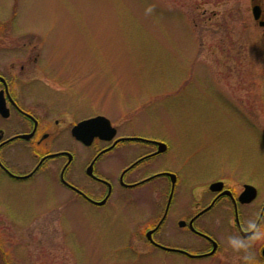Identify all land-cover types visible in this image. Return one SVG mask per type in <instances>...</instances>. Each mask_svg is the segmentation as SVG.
<instances>
[{"label":"rangeland","instance_id":"1","mask_svg":"<svg viewBox=\"0 0 264 264\" xmlns=\"http://www.w3.org/2000/svg\"><path fill=\"white\" fill-rule=\"evenodd\" d=\"M250 5L0 0V19L12 16L16 30L34 32L57 47L54 60L64 58L62 84L45 78L50 85L41 82L31 90L35 96L64 105L70 117L103 113L121 134L168 144L145 172L178 169L195 183L247 180L264 195V29ZM61 143L71 147L67 133ZM72 145L70 172L86 181L80 167L87 149ZM13 151L11 165L29 171L35 164L29 153ZM109 156L98 169L111 176L118 155ZM61 165L48 160L24 182L0 178V264H171L144 235L157 216L151 183L133 195L120 189L95 208L60 184ZM180 200L178 194L175 204Z\"/></svg>","mask_w":264,"mask_h":264},{"label":"flooded vegetation","instance_id":"2","mask_svg":"<svg viewBox=\"0 0 264 264\" xmlns=\"http://www.w3.org/2000/svg\"><path fill=\"white\" fill-rule=\"evenodd\" d=\"M250 4L254 22L264 29V0H250ZM253 6L257 7V17L253 14ZM15 27L12 16L5 21L0 19V106L4 108L0 111V178L24 182L40 172L48 160L60 161V184L78 200L95 208L106 206L120 189L132 194L133 190L151 183L154 215L157 216L144 235L162 257L169 256L171 264L195 261L264 264V239L253 240L256 229L249 227L250 221H255L258 228L264 226V195L257 186L247 180L236 182L225 177L195 183L186 180L178 169L145 172L149 163L169 151L168 144L158 152L157 141L162 140L121 134L106 114L73 118L64 105L51 104L35 96L31 90L44 87L41 82L45 78L62 84L64 58L54 60L56 46H46L34 32L25 34L24 28L16 30ZM51 49L52 53L48 54ZM44 83L50 85L47 81ZM249 104L252 108L251 101ZM97 115L109 120L115 129L111 136L108 132L102 136L94 135L85 144L72 135L74 125ZM254 127L252 119L250 129L255 132ZM66 133L72 144L87 149L80 167L86 181H76L70 172L77 155L71 143L70 148L61 143ZM24 134L28 136L22 137ZM17 148L24 149L35 161L27 172L15 169L10 163V155ZM130 149L134 154L125 159L123 156ZM115 153L118 157L112 166L114 175L110 176L100 171L98 164ZM89 167L90 172L87 171ZM30 172L29 176L22 177ZM169 172L174 173L173 181ZM247 185L255 187V196L250 192L244 194ZM178 194L181 200L176 205ZM229 235H239L250 241L247 253L243 249H232L227 242ZM245 255L249 256L248 260L244 259Z\"/></svg>","mask_w":264,"mask_h":264},{"label":"water","instance_id":"3","mask_svg":"<svg viewBox=\"0 0 264 264\" xmlns=\"http://www.w3.org/2000/svg\"><path fill=\"white\" fill-rule=\"evenodd\" d=\"M252 9H253L254 16L257 17V7L253 6ZM3 109L4 108H2V106H0L1 112ZM107 132L111 136L115 132V129L111 126L109 120L105 116H102V115H97L95 117L83 120V121L77 123L76 125H74L72 127V130H71L72 135L85 144H88L94 135L102 136V134H106ZM21 136L25 138L28 135L24 134ZM157 143L159 145L158 152L163 151L164 148L166 147V144L164 142H161V141H157ZM87 171L90 172V167L87 169ZM62 172H63V169L61 171V178H62ZM30 174H31V172L25 176H22V177H27ZM167 174H169L172 177V181H173L174 180V178H173L174 173L169 172ZM13 176H15V175H13ZM17 177H19V176H17ZM246 187L247 188L244 191V194H246L247 192H250L251 196H255V193H256L255 187L251 186V185H247ZM151 231L152 230L147 232L148 236H149Z\"/></svg>","mask_w":264,"mask_h":264},{"label":"clouds","instance_id":"4","mask_svg":"<svg viewBox=\"0 0 264 264\" xmlns=\"http://www.w3.org/2000/svg\"><path fill=\"white\" fill-rule=\"evenodd\" d=\"M249 227L251 229H256L255 235L252 237L253 240L264 239V226L258 228L255 221H250ZM227 242L230 247L236 251H240L243 249L247 253L248 249L250 248V241L241 238L239 235H229L227 237ZM244 259L248 260L249 256L245 255Z\"/></svg>","mask_w":264,"mask_h":264}]
</instances>
